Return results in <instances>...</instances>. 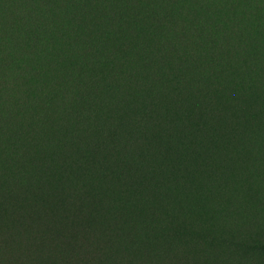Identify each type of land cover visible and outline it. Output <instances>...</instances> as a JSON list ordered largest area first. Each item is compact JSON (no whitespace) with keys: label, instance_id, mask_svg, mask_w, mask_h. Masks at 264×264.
Returning a JSON list of instances; mask_svg holds the SVG:
<instances>
[{"label":"trees","instance_id":"1","mask_svg":"<svg viewBox=\"0 0 264 264\" xmlns=\"http://www.w3.org/2000/svg\"><path fill=\"white\" fill-rule=\"evenodd\" d=\"M131 1L132 13L151 20L156 33L151 40L139 42L141 59L127 67L118 60L120 70L115 72L111 66L117 50L104 41L95 42L93 34L98 19L110 11L98 7L93 0H0V264H32L35 259L39 264H54L59 251L65 249L59 247L63 242L88 245V252L77 247L69 252L74 259L87 253L85 258L94 264H161L156 256L166 257L163 243L154 239L156 222L158 218L165 220L171 210L181 214L189 208L190 194L183 191L182 181H170L160 171L169 154H177L188 145L182 133L191 124L156 119L154 113L162 108L158 91L167 90L170 96L194 101L198 83L216 76L225 78L232 47L247 39V14L246 9L240 12L233 30L220 37L198 11L191 18L178 12L179 0H161L162 9L152 12H147L146 0H121L123 4ZM55 11L88 28L80 39L83 55L89 59L87 70L76 59L79 46L73 45L63 55L50 54L49 41L43 39L41 28L49 27ZM111 15L116 23L111 30L115 31L118 15ZM26 22L30 28L25 32ZM126 30L131 41L137 42L142 30ZM54 33L61 44L67 40L63 26H57ZM24 34L31 38V61L39 58L46 71L52 67L60 71L63 62L70 61L81 85L71 89L69 81L59 77L56 88H46L45 101L37 94L36 85L31 86L25 98V68L30 59ZM186 71L188 74H183ZM36 74L40 78L43 72L37 70ZM134 105L141 108L140 113L133 112ZM208 106L214 108L215 100H209ZM201 111V103H193L194 116L199 117ZM32 120L45 122L47 137L59 138L57 149H46L44 157L31 139ZM147 129L155 136L146 134ZM189 132L203 139L211 133L199 127ZM50 139L46 138L47 144ZM73 141L72 152L69 145ZM73 153H90L95 159L86 169L81 159L69 162V154ZM30 154L32 169V163L26 161ZM212 154L210 151L206 156ZM40 157V170L48 176L41 186L49 203L46 212L38 216L42 226L36 225L35 206L28 193L32 188L28 185L39 182L34 172ZM95 177L105 185L91 192ZM116 183L123 188L118 198L112 195ZM199 183L195 179L191 185ZM55 204L66 212L71 230L54 225ZM108 210L112 212L110 217ZM91 213L95 224L88 225ZM175 222L173 219L174 225ZM168 235L166 243L173 239L187 245L186 238L179 239L175 232ZM224 235L225 242H233V234ZM179 261L175 258L176 263Z\"/></svg>","mask_w":264,"mask_h":264},{"label":"rangeland","instance_id":"2","mask_svg":"<svg viewBox=\"0 0 264 264\" xmlns=\"http://www.w3.org/2000/svg\"><path fill=\"white\" fill-rule=\"evenodd\" d=\"M93 1L106 12L110 11L109 14L106 13L98 19L93 34L95 42L104 41L109 48L113 47L117 50L114 52L115 60H112L113 71L120 70L117 68L118 60L127 67L135 60L141 59L137 52L139 42L151 40L156 33V26L151 23L152 21L143 15L133 14L132 1L133 4L131 2L123 4L121 0ZM179 1L178 12L191 18V14L198 11L211 22L212 31L220 37L233 30L238 14L246 9L247 18L244 24L247 39L232 47L227 58L225 78L216 76L214 80L197 84L194 97L197 99L194 101L178 95L177 98L170 96L167 90L158 91L162 108L158 114L154 113V117L168 118L171 122L187 121L191 125L182 133L188 145L177 154H169L160 171V175L170 181H182L183 191L187 190L190 194V207L184 208L181 214L176 213V210L167 212L165 220L158 218L154 239L163 243L162 252L166 257L160 259L157 255L156 258L161 264H264V0ZM78 2L82 3L83 0ZM145 4L148 6L147 12L160 11L164 5L161 0H146ZM111 12L118 15L119 24L116 25L115 31L111 30L116 24ZM59 25L66 31L67 40L63 44L54 33ZM27 26H29L27 22L23 24V31L30 28ZM127 27L142 30L137 42L131 41L127 35ZM41 30H43V39L49 41L52 56L63 55L71 50L73 45L79 46L80 54L76 59L87 70L89 59L83 55L84 47L80 41L88 30L85 25L75 24L65 14L55 11L49 27L45 25ZM29 34L26 37L24 34L23 40L28 60L30 59L25 68V98L28 97L31 86L36 85L37 94L45 101L46 88H56L59 77L68 80L71 89L80 86L81 84L77 82L80 78L73 70L70 61L65 60L60 71H58L59 67L49 68V71L44 70L37 57L31 61ZM37 70L43 72L40 78L36 74ZM183 74L187 75L188 71ZM102 79L105 80V77ZM142 79L146 89L145 77ZM209 100H215L214 108H209ZM198 102L202 105V111L199 117H195L193 103ZM133 112L140 113L141 108L134 105ZM193 127H199L201 130L207 128L211 133L207 139L196 137L197 135L191 136L189 131ZM47 133L45 122L40 120L30 122V135H33L31 139L42 156L46 155V149L56 150L59 142L58 137H47ZM145 133L155 136L148 129ZM46 138H51L48 144ZM74 146L73 141L69 145V150L73 152ZM168 147L170 151L174 150L171 142L168 143ZM210 151L213 154L206 156ZM43 157L38 160V167L34 172V178L39 182L32 186L28 185L32 187L28 193L30 202L35 206L33 217L36 225H41L38 216L46 212L49 204L43 196L41 186V182H45L48 177L40 170L39 163ZM69 158L70 163L74 160H83L87 169L93 163L95 156L90 153L76 156L73 153L69 154ZM26 161L32 163H29V168L32 169L31 154ZM86 172L90 173L91 169ZM195 179L200 180V183L192 186L191 182ZM93 182L94 187L90 189L91 192L105 185L103 180L96 177ZM122 189L116 183L113 186V197L118 198L123 195ZM52 210L55 215L54 225L64 231L71 230L66 212L59 209L56 204L52 206ZM78 211L81 213L80 209ZM106 214L110 217L111 210ZM94 218L91 213L87 221L88 225L95 224ZM173 219L176 221L175 225ZM169 232H175L179 239L186 238L187 245L173 239H170V243H166ZM226 233L230 236L233 234V242H225L222 239ZM143 241L145 240L140 239V242ZM70 243L63 242L62 246H59L65 249L59 251L54 264H94L92 259L85 258L88 256L87 253L74 259L69 252L75 247L88 252V245ZM29 247L33 256L31 245ZM175 258L180 261L176 263ZM37 260L35 259L32 264L36 262L39 264Z\"/></svg>","mask_w":264,"mask_h":264}]
</instances>
